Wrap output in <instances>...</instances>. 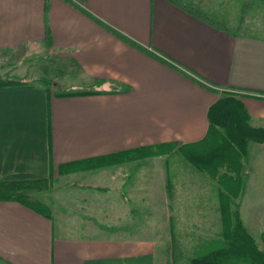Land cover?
<instances>
[{"label":"crops","instance_id":"0c3cea01","mask_svg":"<svg viewBox=\"0 0 264 264\" xmlns=\"http://www.w3.org/2000/svg\"><path fill=\"white\" fill-rule=\"evenodd\" d=\"M225 27L171 0H0V77L27 81L0 87V181L49 180L38 195L51 207L49 218L0 201V264H158L156 238L171 234V215L177 236L221 232L216 181L184 170L179 153L91 165L203 139L209 108L226 93L264 128V36ZM42 78L58 89L47 92ZM64 90L99 93L55 94ZM249 150L245 166L264 143ZM245 176L252 182L253 171Z\"/></svg>","mask_w":264,"mask_h":264},{"label":"trees","instance_id":"16d2710c","mask_svg":"<svg viewBox=\"0 0 264 264\" xmlns=\"http://www.w3.org/2000/svg\"><path fill=\"white\" fill-rule=\"evenodd\" d=\"M171 1L210 25L227 30L225 25L210 19L200 10L178 0ZM260 1L264 5V0ZM244 24L245 20L241 18L239 27H243ZM115 32L138 49L167 62L159 55L150 52L117 31ZM41 81L46 86L47 92H51L55 84L54 80L42 78ZM26 82L25 79L19 77H0V87L16 86ZM198 82L204 85V83ZM96 93L99 91L64 90L55 94L57 96H75ZM208 119L207 134L199 141L185 144L168 142L142 146L118 152L112 155V159L97 158L98 162L91 166L179 153L198 171L207 174L216 181L221 218L219 238L214 239L211 244L209 243L201 253L190 258V264H264V248H260L257 240L248 230L239 208H234L236 200L240 198L244 189V160L249 157L250 143H264V128L253 127L250 124V114L242 99L235 92L226 93L212 104L209 108ZM49 189L50 182L47 179L0 181V201L20 202L50 218L51 207L38 195ZM166 190L172 201L175 196V187L170 176L167 179ZM170 228L171 242L167 247L166 262L167 264H179V261L185 258V254L182 243L176 234L174 217L170 218Z\"/></svg>","mask_w":264,"mask_h":264},{"label":"rangeland","instance_id":"374dc122","mask_svg":"<svg viewBox=\"0 0 264 264\" xmlns=\"http://www.w3.org/2000/svg\"><path fill=\"white\" fill-rule=\"evenodd\" d=\"M210 1L214 3V6L208 4L211 8L207 7L205 11L202 12L210 19L222 23L233 32L239 31L250 35L264 36V5L260 0ZM241 18L245 20V24L240 28L239 23ZM254 151L255 149L253 147L252 152ZM174 160L175 159L171 162V166L174 163ZM178 160H181L184 163V170L187 168L190 172L193 170V173L196 175L198 174V176H206L205 173H201L188 163L182 155H178ZM250 160L251 159L247 161L245 167L247 172L250 169L253 171L252 182L249 176L244 177V189L240 198L236 200V206H234V208H239L248 230L255 237L259 246L264 248V151L254 154L252 157L253 162L250 163ZM209 187L210 191H212L213 188L211 186ZM215 197L217 202L218 196L216 195ZM171 217L176 218L174 215H171L170 218ZM175 223H177L176 220ZM150 224L151 222L145 221L146 226H150ZM219 235L220 233H215L211 236H204L203 232L197 231L196 235L191 236L183 230V233H181L180 236H177L182 243V248L185 254V258L180 260L179 264H190L189 259L201 253L207 248L209 243L211 244L214 239L219 238ZM97 239L109 240L115 239V237H97ZM156 239L160 245L157 263L167 264L166 247L171 240L169 230L162 231Z\"/></svg>","mask_w":264,"mask_h":264}]
</instances>
